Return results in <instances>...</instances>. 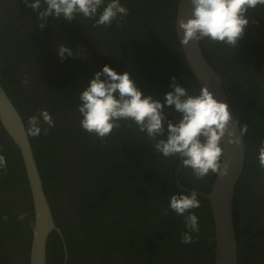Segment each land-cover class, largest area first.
I'll use <instances>...</instances> for the list:
<instances>
[{"label": "trees", "instance_id": "16d2710c", "mask_svg": "<svg viewBox=\"0 0 264 264\" xmlns=\"http://www.w3.org/2000/svg\"><path fill=\"white\" fill-rule=\"evenodd\" d=\"M177 2L178 0H120L121 5L128 10V15L122 26L117 27V21H113L110 26L112 36L122 31L120 38L127 43L133 40V43L129 46H116L121 51L112 57L113 61L105 58L104 65L110 66L118 74L129 72L143 94L156 100H162L167 92L172 91L170 84L173 78L191 95L199 94L200 91L176 35ZM18 6L23 10L29 9L25 7L23 0H19ZM30 12L34 14L31 10ZM250 14L251 10L247 18ZM83 20V16H78L71 22L60 18L59 23L70 24L79 34L75 23ZM248 20L242 41L237 46L242 51L234 54L225 51L226 55L216 56L212 53L213 47L218 48L216 43L202 40L200 46L209 64L229 88L226 91L227 99L236 121L248 126L243 137L246 149L244 169L236 184L233 200L238 242L237 264H264V229L257 232L252 228L258 222V215H264V198L255 200L251 191V183L257 177L255 174H260L257 148L260 141L264 140V56L256 51L260 38L259 19L249 17ZM48 22L57 21L48 18ZM71 40L68 42L74 43L76 54L79 53L77 42ZM1 49L7 51L8 46L2 45ZM78 62L75 55L72 61H62L66 68L77 66ZM154 68L161 71L157 72ZM0 83L18 112L20 111L27 129V122L20 109L23 102L13 98L1 78ZM47 84L46 91L53 104V113L59 115L76 109L79 100L77 97L88 85L87 81H82L81 90L62 77L47 80ZM169 109L175 112L174 108ZM164 113L175 123L173 115L166 111ZM175 114L179 121L180 114ZM79 117L80 113L74 116L75 120L71 118L64 122L60 137L41 133L34 141L29 136L43 190L55 225L62 232L68 257H73V250L94 258L97 264H213L214 224L208 200L198 196L201 207L192 210L198 216L200 231L198 235L192 234L194 242L191 244L180 242L181 234L187 231L183 217L170 209L167 215L162 214V209L169 208L172 195L185 193L175 185L178 158H165L155 152L152 146L154 141L130 121H120L121 127L114 129L102 143L95 135L80 127ZM164 127L167 129V122ZM2 137L8 138L6 142L11 143L10 150L15 154V163L8 164L6 172L0 171V181L5 186L18 184L26 189L28 195L19 150L0 125V145ZM71 147L77 149L78 153L76 151L72 154L68 150ZM3 154L6 156L7 152L3 151ZM79 172H84L85 179L82 182H94L98 189L94 193V199L78 201L80 210L88 213L86 226L80 232H68L70 225L63 222L56 200L50 196V182H58L63 176H68L75 183L80 182ZM179 180L188 188L207 193L214 175L210 174L198 181L191 175V170L182 165ZM58 184L60 185L59 182ZM25 201L30 226L25 230L22 227L19 237L15 235L13 199L11 207L7 204L0 205V230L12 235L17 242L30 239L33 230L30 196ZM4 215H8L11 220L7 226L1 224H4L1 218ZM49 237H57V233L51 231ZM74 238H78L79 242ZM59 244L62 243L59 241ZM48 246L47 241L46 264L63 263L62 246L60 245V252L55 255ZM81 247L87 249L82 252Z\"/></svg>", "mask_w": 264, "mask_h": 264}, {"label": "clouds", "instance_id": "9594fccd", "mask_svg": "<svg viewBox=\"0 0 264 264\" xmlns=\"http://www.w3.org/2000/svg\"><path fill=\"white\" fill-rule=\"evenodd\" d=\"M23 3L38 14L41 29L49 17L71 22L83 16L94 21L93 27H109L113 21H117V27H120L128 15L120 0H23ZM189 3L191 18L179 20V27L184 33L180 41L183 45H188L190 41L207 40L237 48L249 24L248 12L264 9V0H189ZM58 55L63 61L66 57H72L73 52L70 47L61 44ZM80 57L81 54L77 53L76 58ZM170 87L172 91L167 92L162 100L153 99L143 94L129 72L118 74L105 65L79 94L77 108L82 117L80 127L103 143L114 129L121 127L120 121H130L154 141L152 146L155 152L165 158L181 159L183 167L190 169L196 180H203L210 174L228 176L229 165L223 162V138L227 134L230 144L239 145L241 142L232 139L234 133L229 131L232 115L228 105L214 98L207 87L201 88L199 94L191 95L175 78ZM165 107L174 108L180 114L178 122L167 118ZM41 121L48 127L42 129ZM27 125V135L38 138L42 132L47 135L55 127V122L47 110H41L28 117ZM237 125L243 138L248 126L240 125L238 120ZM260 145L257 159L259 167L264 169V140L260 141ZM3 151L4 146L0 145V171L6 172L7 160ZM200 207L197 192L191 191L190 194L172 195L169 208L162 209L163 215H167L170 209L183 217L187 231L181 234L182 244L193 243L192 234H199L198 216L192 210ZM26 215L21 213L18 219L24 220Z\"/></svg>", "mask_w": 264, "mask_h": 264}, {"label": "flooded vegetation", "instance_id": "af4514ba", "mask_svg": "<svg viewBox=\"0 0 264 264\" xmlns=\"http://www.w3.org/2000/svg\"><path fill=\"white\" fill-rule=\"evenodd\" d=\"M18 4L19 0H0V78L4 81L7 90L12 94L13 98L16 101L23 102L20 109L26 122L28 117L38 114L41 110H47L55 122V127L51 128L48 134H56L57 137H60L63 133L64 122L70 121L71 118L75 120L74 116L79 111L76 107V109L64 111L61 115L53 113V104L48 98V91H46L48 87L47 80H55L62 77L71 81L76 88L82 90V81H87L88 83L96 72L102 71L105 66L103 63L105 58L113 61L112 57L117 55L118 51H121V48H116V46H129L133 43V40L127 43L120 38L122 31L112 36L110 26L93 27L94 21L85 18L83 22L75 23L76 28L80 31L79 34L70 24L65 22V24L61 23L60 25L59 20L53 17L49 18L57 22H45V27L41 29L39 27L40 22L37 19V15H35L37 13L30 8L34 14L29 9L23 10ZM248 16L252 19H259L260 38L258 39L259 44L256 47V51L264 56V9L251 10V14ZM91 22L92 25H90ZM71 39L77 42L81 57L77 66L66 68L59 58L58 48L61 44L70 47L73 56L66 57L63 61H72L74 55L76 56V47L74 43L68 42L72 41ZM241 41L242 38L238 43ZM216 44L218 48H212V53L216 56L226 55L225 51L234 54L243 50L238 47H229L223 43ZM2 45L8 46V50L2 51ZM154 70L157 72L161 71L159 68H154ZM24 81H27V83H24ZM56 89L58 91V88ZM68 91L72 93L71 89H68ZM77 102L78 104L80 103L79 100ZM81 118L79 117L80 120ZM41 127L43 129L48 127V125L41 121ZM7 140L8 138L2 137V145L4 146V151L7 152L5 156L7 165H12L15 163V154L10 150L12 146L11 143L6 142ZM33 140L36 141L37 138H33ZM260 146L259 144L257 154ZM68 150L72 154L77 151V149L72 147ZM255 175L257 177L251 183V191L254 193L253 198L259 201L264 198V169L260 168V174ZM78 179L80 182L75 183L68 176H63L58 179L60 185L58 182H50V196L56 200L63 222H67L70 225H68L70 228L68 232H80L86 226L88 213L80 210L78 201L81 199H94V193L98 189V187L94 186V182H82L85 179L84 172H79ZM247 182L249 183V181ZM26 183L29 191L28 195L24 187L21 188L18 184L5 186L0 181V205L7 204L11 207V199H13L15 205L12 210H14L13 217L15 231L17 232L15 235L18 237L21 234L20 230L22 227H25V230L30 226V216L28 215V209L25 208V200L30 196L31 205L32 201L27 179ZM73 191L75 194H73ZM21 213L27 214L24 220L18 219ZM4 217L5 215L1 216L4 221V224H1L7 226L11 220L8 215H6V220ZM244 222L246 223V220ZM244 222L243 226H245ZM252 228L256 229L257 232L259 229H264V215H258V222L253 224ZM49 235L47 239L48 248L53 251L54 255L56 252H60V245L63 248V263L57 264H97L94 258L86 257L85 254H79V252H74L73 250L72 252L75 254L72 258H69L62 232L60 234L57 233V237L59 236L61 240L57 237H49ZM0 237L2 238L0 240V264H29V248L32 234L30 239H25L22 242L21 240L17 242L16 238L14 239L12 235L2 230H0ZM74 240L79 242L78 238H74ZM59 241L62 244H59ZM84 249L86 250L87 248H82L81 251L84 252Z\"/></svg>", "mask_w": 264, "mask_h": 264}, {"label": "water", "instance_id": "95a60500", "mask_svg": "<svg viewBox=\"0 0 264 264\" xmlns=\"http://www.w3.org/2000/svg\"><path fill=\"white\" fill-rule=\"evenodd\" d=\"M191 18V5L189 0H178L175 14V31L184 55V59L192 72L199 90L207 87L213 93L214 98L228 105L232 115V122L229 131L234 133L232 139L240 140V144H230L227 134L223 138V162L229 165V174L226 177L214 175L212 186L207 193L188 188L181 184L179 173L182 168V160L178 158L177 171L175 173V185L179 191L190 194L197 192L199 197L209 201L212 219L214 224V260L213 264H237L238 242L234 226V194L236 184L239 181L244 169L245 145L240 136V129L237 125L231 105L227 99L225 86L222 77L212 68L200 42L190 41L183 45L184 33L179 27V20ZM164 111L173 115L175 123L178 118L174 111L164 108ZM0 125L8 136L15 142L19 149L26 179L28 182L32 207H33V230L29 248V264H46V243L51 231L61 233L55 225L48 200L43 190L34 154L32 151L29 136L26 133L24 121L15 105L12 103L0 83Z\"/></svg>", "mask_w": 264, "mask_h": 264}]
</instances>
